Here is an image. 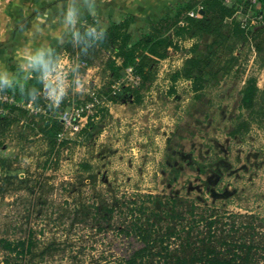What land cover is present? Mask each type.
<instances>
[{
	"label": "rangeland",
	"instance_id": "rangeland-1",
	"mask_svg": "<svg viewBox=\"0 0 264 264\" xmlns=\"http://www.w3.org/2000/svg\"><path fill=\"white\" fill-rule=\"evenodd\" d=\"M170 35L180 50L151 58L155 81L141 104L123 96L124 86L111 100L105 54L79 69V80L74 67L61 66L64 83H46L47 101L57 108L66 101L58 117L71 108L69 96L84 107L93 91L106 99L80 133L58 135L53 148L40 132L42 117L26 110L12 126L0 123V241L34 242L28 255L0 244V264H119L141 245L124 231L148 219L160 235L178 234L156 245L150 264H178L202 240L223 248L225 240L264 234V123L230 136L250 77L264 106V54L256 51L264 36ZM192 57L203 60L194 70L203 78L199 92L189 80H172ZM90 67L96 83L84 78Z\"/></svg>",
	"mask_w": 264,
	"mask_h": 264
},
{
	"label": "trees",
	"instance_id": "trees-1",
	"mask_svg": "<svg viewBox=\"0 0 264 264\" xmlns=\"http://www.w3.org/2000/svg\"><path fill=\"white\" fill-rule=\"evenodd\" d=\"M260 2L264 4V0H259ZM238 3H241V1ZM197 5L196 2L179 5L171 17L157 21L148 33H143L140 28L131 32V23L135 22L133 19L121 21L120 23L114 21L105 31L96 30L95 22L90 21L87 26L78 28L67 43L53 49L47 60L34 68L32 77L29 80L5 85L6 90L16 103L33 102L35 106L48 110L49 116H35L42 117L44 127L40 132L48 140L50 146L54 148L58 141V135L63 130L62 122L57 113L63 110L67 104L65 101L62 103L61 108H57L53 103L47 101L44 77L48 71L54 68L62 53L67 54L73 60L83 61L90 66L94 64V60L99 55L106 54L110 56L106 66L112 74L111 78L114 82L122 78L127 68L133 67L137 76L141 78L140 86L136 88L126 87L123 96L125 98L131 96L135 104H141L144 93L151 89L155 81L156 73L149 62L151 58L167 59L180 50L177 43L167 36L169 31L176 30L175 35L178 38L191 31H194V35L218 32L219 37L224 35L225 38L241 36L242 40H248L249 37L253 36L255 41L257 38L264 36V26L245 30L237 21L227 23L226 20L235 13V6H226L223 0H204L201 3L202 13L200 17H189L188 14L195 10ZM252 11L255 14L264 16L259 5L253 6ZM183 21L185 25L181 26L180 23ZM225 28H228L227 31ZM93 29L98 32V35L93 32ZM216 42L215 40L214 44ZM170 48L173 51H170ZM256 51L258 56L264 54L263 40L257 43ZM182 52L192 53L194 49ZM202 65L203 60L200 58H188L184 68L173 75V82H177L181 78L189 80L193 84V91L199 92L204 88L203 78L194 76V70L201 69ZM174 92L175 90L172 89L170 93ZM108 95L113 102H118V95H113L112 91ZM69 100L71 99H68V103ZM4 110L5 113L0 115V123H5L7 127L19 122L21 120L20 116L27 112L14 104L5 106ZM240 110L239 123L230 132L232 138L248 133L253 123L259 126L264 123V106L260 103V88L255 77H250L245 82ZM243 111L248 112V117L244 116ZM65 143L66 141L63 142V145ZM1 146L2 143H0ZM86 168L89 167L86 166ZM169 200L173 203L177 201L176 199ZM215 223L216 221L211 217L208 221L210 231ZM157 228L155 224H150L148 219L147 222L133 224L125 230L124 232H127V234H133L141 245L133 250L128 257L122 259L119 264H150L156 245H162L165 241L178 235L175 229H169V232L160 235ZM188 233L190 234V231ZM258 237L257 239L254 237L251 239L240 237L239 239L225 240L222 243L223 248L217 247L213 243L209 245L202 240L203 246L197 247L190 255L178 258V264H264V234H258ZM208 238H212V236ZM0 244L4 250L18 255H28L32 252L34 246L31 239L18 242L3 239ZM163 249L168 250V247H163Z\"/></svg>",
	"mask_w": 264,
	"mask_h": 264
},
{
	"label": "crops",
	"instance_id": "crops-1",
	"mask_svg": "<svg viewBox=\"0 0 264 264\" xmlns=\"http://www.w3.org/2000/svg\"><path fill=\"white\" fill-rule=\"evenodd\" d=\"M203 1L0 0V84L5 86L29 80L34 68L45 62L53 49L67 43L78 28L87 26L90 21L95 22L96 30L105 31L114 21L133 19L131 32L140 28L143 33H148L157 21L171 17L179 5L196 2L197 8L193 10L196 11ZM258 5L264 13V4ZM175 31H169L167 36L172 33L176 37ZM72 61L62 53L54 68L46 73L45 83L49 79L64 83L68 71H60V67L73 68ZM84 78L96 83L92 67L87 69ZM50 94L46 84L45 95ZM53 105L57 106L56 103Z\"/></svg>",
	"mask_w": 264,
	"mask_h": 264
},
{
	"label": "built area",
	"instance_id": "built-area-1",
	"mask_svg": "<svg viewBox=\"0 0 264 264\" xmlns=\"http://www.w3.org/2000/svg\"><path fill=\"white\" fill-rule=\"evenodd\" d=\"M224 4L226 6H235V13L234 15L227 19V23H232L233 21H237L240 23L241 27L245 30H249L254 27L258 26H264V16L255 14L252 11V7L255 5H258L259 0H223ZM241 1V3H238ZM202 12V8L191 11L188 16L192 18H199L200 13ZM180 25L184 26L185 22H181ZM93 32L97 34L93 29ZM98 35V34H97ZM73 79L79 80L78 70L87 68V63L83 61L73 60ZM141 83V78L137 76L135 73V70L133 67H129L124 71V74L122 78L118 81L114 82V85L111 87L112 94L117 95V91L120 87L124 86L126 87H132L136 88L139 87ZM90 97L92 99V103H89L84 107L82 104H79L75 101V99L69 100V103L71 104V108L66 110L62 116H59L58 118L62 122L63 130L59 134L60 141L67 140L69 137H67L68 133L77 134L80 133L88 123V120L90 118L93 120L95 116V111L93 107L95 104H106V99L99 101L98 93L95 91L90 93ZM110 97V96H109ZM16 105L17 107H20L22 109H25L29 111L30 113L34 115H44L49 116L50 113L46 108L43 107H37L33 104V102H23V103H16L14 98L9 94V92L6 90V87L3 84H0V115L5 113L4 107L8 105Z\"/></svg>",
	"mask_w": 264,
	"mask_h": 264
}]
</instances>
